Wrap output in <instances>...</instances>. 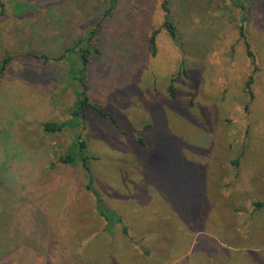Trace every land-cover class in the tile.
Here are the masks:
<instances>
[{
    "label": "rangeland",
    "instance_id": "1",
    "mask_svg": "<svg viewBox=\"0 0 264 264\" xmlns=\"http://www.w3.org/2000/svg\"><path fill=\"white\" fill-rule=\"evenodd\" d=\"M2 1L0 63L16 59L0 79V264H264V0H119L92 106L58 133L45 123L72 119L84 86L77 52L55 59L105 0ZM78 138L129 236L105 230L81 162L51 168Z\"/></svg>",
    "mask_w": 264,
    "mask_h": 264
},
{
    "label": "trees",
    "instance_id": "2",
    "mask_svg": "<svg viewBox=\"0 0 264 264\" xmlns=\"http://www.w3.org/2000/svg\"><path fill=\"white\" fill-rule=\"evenodd\" d=\"M119 0H105L103 1L101 8L97 9L99 12L98 19L96 21L95 26L84 36L81 35L79 38L76 39L75 44L72 47H69L65 50L64 54L61 55V57L55 59V61H60L66 57L67 54L77 52L80 56V60L82 61V68L78 70L80 77L82 78L84 91L81 93V98L79 100L78 106L73 110L72 116L73 118L64 122H47L44 125V129L46 132L49 133H58L62 132L65 129L68 128H76L78 126V123L75 122V117H86L87 108L92 106L89 100V97L87 95L88 91V85L86 81V74L89 69V66L91 65L92 55L97 54L101 55L102 50L99 43V34L100 30L102 29L104 23L110 19L117 11V5ZM210 1L209 0H200V6L203 8L206 4L208 5ZM0 8H4V3L2 0H0ZM244 10H247L246 7L242 6ZM164 9L166 11V22H165V29L169 31L171 34V37L175 42L178 44L184 43L182 36L180 35L179 29L177 24L175 23L172 14V9L170 6V2L166 1L164 4ZM4 12V11H3ZM160 30H157L153 33L151 38V47L153 49V52H156V36ZM243 38L246 39L245 34L242 32ZM185 44V43H184ZM247 52L252 57V52L250 49L249 43L246 42ZM16 59L15 56H7L2 60L0 63V79L5 74V72L8 70L9 66L12 64V62ZM34 59H43L45 63L50 62L51 60H54V58H50L49 56L42 55V56H34ZM253 83L252 77L250 78L248 82V89H250V85ZM94 110L99 113L104 118H109L111 122L116 125L117 122L114 118L109 117L103 110L95 107ZM92 159V157L89 155L88 152V142L85 139L78 138L77 144H76V150L66 154L64 156H61L56 162L51 164V168H58L61 165H74L78 162H81L83 164V167L85 168L87 172L88 177V183L86 185V190L93 193L97 199L98 203V211L99 215L105 220L106 227L105 230L109 233H113L115 228L117 226H121L123 228V232L125 235L129 236V228L124 222V219L122 216H120L118 213L108 209L105 205L104 199L102 197V194L95 188L94 186V177L91 174L90 164L89 161ZM263 207L262 204L258 203L256 210H259ZM255 210V211H256Z\"/></svg>",
    "mask_w": 264,
    "mask_h": 264
}]
</instances>
